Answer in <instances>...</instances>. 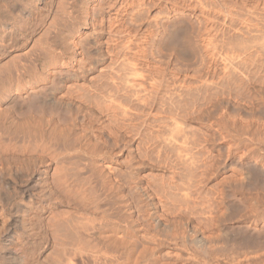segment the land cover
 <instances>
[{
  "label": "bare ground",
  "instance_id": "1",
  "mask_svg": "<svg viewBox=\"0 0 264 264\" xmlns=\"http://www.w3.org/2000/svg\"><path fill=\"white\" fill-rule=\"evenodd\" d=\"M32 1L0 0V30L44 17ZM162 1L65 0L34 48L14 44L0 64V198L14 186L45 212L59 193L83 214L60 211L62 264H264V0H232L229 21L223 0ZM51 164L53 184L70 170L85 181L44 187ZM39 211L21 219L35 240L17 237L21 217L1 222L0 264L42 263Z\"/></svg>",
  "mask_w": 264,
  "mask_h": 264
},
{
  "label": "rangeland",
  "instance_id": "2",
  "mask_svg": "<svg viewBox=\"0 0 264 264\" xmlns=\"http://www.w3.org/2000/svg\"><path fill=\"white\" fill-rule=\"evenodd\" d=\"M60 0H46V2H44L45 4H43L44 6H43V14H41V15H45L44 17L43 16H41V17H37L36 19H34V20H36V21H34V20H32L31 22H29V21H24V20H22V19H18L17 21H15L16 23H14V24H17L16 26L14 25V32H11V34H9V33H7V32H3V31H1V34L2 35H4V36H2L1 34H0V64L2 65L3 63H4V65L5 64H7V63H11V61H12V59H11V61H9V60H7L8 58L10 59V57L15 53H18L17 55H20L19 53H20V50H18V48L17 47H15L16 46V44L17 43H19L20 41H23V39L26 37L27 38V36H28V40L25 38L24 40L27 42V47H28V49H32V48H34V46L36 45V43L37 42H39V37H41L40 39H42L43 38V36H44V31H45V28L47 27V25H48V23L50 22V19H52V13H54L53 15H55L56 14V8L58 9V7L60 8V6H57V5H61V8H62V6H63V3H61V2H64L65 0H63V1H61V2H59ZM221 2H222V0H220ZM223 1H225V3H223V5H222V3L220 2V3H218L219 5L218 6H220V5H222V7L220 6V8L216 5L215 7H214V9H216V7H218L217 9L219 10V12H217L219 15H216L218 18L217 19H223V20H226V21H229L230 20V18H228L227 19V17H231L232 15L230 14L229 15V13L228 12H231L230 10H232L233 11V8H234V10H235V7H233L234 5H233V1L232 0H223ZM232 1V2H231ZM31 2V3H30ZM56 2H58V3H56ZM191 2V1H190ZM218 2H219V0H218ZM27 3H28V5H29V7L31 8V9H33V10H35L36 9V5H33L34 4V2L32 1V0H27ZM46 3H48V6H47V4ZM59 3H61V4H59ZM162 4H161V6H162V8H165V7H167V8H165V9H168L170 6H172V4H170V3H168V2H166L165 0L164 1H162L161 2ZM167 3V4H166ZM172 3V2H171ZM192 3V2H191ZM195 4L197 3L196 1L194 2ZM31 4V5H30ZM57 4V5H56ZM117 4V3H116ZM49 5H50V7H49ZM183 6V7H185L184 9H186L187 11H193V7H191V5H188V3H187V5H185V4H183L182 2H180V6ZM49 7V8H47V7ZM188 6V8H186ZM118 6H116V8H117ZM191 7V8H190ZM47 8V9H46ZM51 8V9H50ZM60 8V9H61ZM222 8V9H221ZM113 9V8H112ZM110 10V11H112V12H107V16H109L108 14H112V15H114L115 13V9L114 10ZM54 10V11H53ZM47 11H50V12H47ZM58 11H59V9H58ZM114 11V12H113ZM198 11H200V10H197V12ZM215 11V10H214ZM213 11V12H214ZM217 11V10H216ZM46 13H48L49 15H48V17H47V14ZM114 13V14H113ZM199 13V12H198ZM200 13H201V11H200ZM216 12H214V14H213V17L215 16V14H217ZM231 13H236L235 11H233V12H231ZM212 14V13H211ZM226 15V16H225ZM229 15V16H228ZM212 16V15H211ZM215 16V17H216ZM226 17V19H224V17ZM212 17V18H213ZM234 18H236L237 16H236V14H234V16H233ZM41 18H44V19H41ZM50 18V19H49ZM40 19V20H39ZM45 19H47V21L45 20ZM232 19V18H231ZM22 20V21H21ZM19 21V22H18ZM41 21V22H40ZM220 21H222V20H220ZM21 22H22V24H25L26 23V25H28L27 27L28 28H26L24 25L22 26L21 25ZM24 22V23H23ZM43 22H44V25H43ZM20 23V24H19ZM29 23V24H28ZM30 25V26H29ZM34 25V26H33ZM229 25V26H228ZM22 26V27H21ZM43 26L44 28H41V27ZM46 26V27H45ZM227 26V27H226ZM33 27V28H32ZM40 27V28H39ZM226 27V28H225ZM225 27H224V25L223 26H221V28L222 29H220V30H224V28L225 29H227L226 31L227 32H230L231 31V33L234 31V32H238V31H235L236 29H234L235 28V26H231L230 24H226L225 25ZM230 27V28H229ZM231 27H234L233 29V31H232V29H231ZM17 28V29H16ZM27 29H29V30H27ZM231 29V30H230ZM33 30H34V32H33ZM37 30V31H36ZM143 31V30H142ZM16 32V33H15ZM36 32V33H35ZM222 32L223 31H221V32H219V35H220V37H218V38H220V39H218L217 41L219 42V43H226V40H228V39H225V38H227V37H229L230 35L231 36H234L233 38L230 36L229 37V39L230 38H232L233 39V41H235V40H238V39H235V35L237 34H235L234 32V34L232 35V34H227L228 36L226 37H224V35L227 33H224L225 32V30H224V32H223V34H222ZM5 33L7 34L6 36H5ZM35 33V34H34ZM8 34H9V36H8ZM19 34H20V36H19ZM28 34V35H27ZM29 34H33V36L32 35H29ZM11 35V36H10ZM14 35V36H13ZM25 35H27V36H25ZM35 35V36H34ZM18 36V37H17ZM32 36V37H31ZM106 36V35H105ZM107 36H109L108 34H107ZM106 36V37H107ZM20 37V39H18ZM24 37V38H23ZM31 39H30V38ZM16 38L18 39V41L16 40ZM23 38V39H22ZM36 38V39H35ZM236 38H239V36H236ZM22 39V40H21ZM35 40V41H34ZM36 40H37V42H36ZM225 40V41H224ZM15 41H17V42H15ZM228 41H230V40H228ZM227 41V42H228ZM232 41V40H231ZM232 41V42H233ZM238 42H239V40H238ZM236 44H237V41L235 42ZM14 44H15V46H14ZM34 44V46L32 47V48H30V46H32ZM226 44H228V43H226ZM230 44H231V42H230ZM229 44V46H227V47H230L231 45ZM237 46V45H236ZM37 47V46H36ZM35 47V48H36ZM233 47V46H232ZM231 48V47H230ZM234 48H236L235 46H234ZM227 49L228 48H225V50L223 51V52H227ZM232 49V48H231ZM230 49V50H231ZM229 50V49H228ZM233 50V49H232ZM232 50L231 51H229L228 53H229V55L230 54H232L231 55V58L232 57H235L236 55H237V52H238V50L237 49H234V50H237V52L236 53H234L235 51L233 50V53L234 54H236V55H233V53H230V52H232ZM9 51H11L10 53H9ZM16 51V52H15ZM222 52V57H223V55H227V53H223ZM4 53V54H3ZM3 54V55H2ZM10 54V56L8 57V55ZM188 55H186V59H188V58H190L191 60H189V62H194V60L196 59V58H194L195 56H192V55H190L189 53H187ZM6 55V56H5ZM218 55V54H217ZM14 56V57H13ZM11 58H15V55H13ZM187 56H189L188 58H187ZM191 56V57H190ZM16 57H19V56H16ZM219 57H220V54H219ZM219 57H218V59H219ZM6 58V59H5ZM216 58H217V56H216ZM8 61V62H4V61ZM220 60V61H219ZM219 60H217L216 59V61H217V64H218V67L220 66V64H222V65H224L223 63H224V61H223V63H221L222 61L221 60H223L222 58H220ZM3 62V63H2ZM1 65H0V68H1ZM3 66V65H2ZM222 68H223V66H222ZM218 77V76H217ZM216 77V78H217ZM85 81V80H84ZM83 81V78H82V80L80 79L79 80V82H81V84H85L87 81H85L84 82ZM83 82V83H82ZM103 104V103H102ZM98 107H96V108H94V109H92V110H94L95 111V113H98L99 111H100V109H98ZM93 111V112H94ZM98 111V112H97ZM109 112V111H108ZM103 113V117L100 115L101 114V111H100V113H98V115H99V117L101 116V118H103V119H105L106 118V114H107V112L104 114V112H102ZM96 116H97V114H95ZM109 115H111L110 113H109ZM109 115L107 114V118H108V120H109ZM106 118V119H107ZM105 119V120H106ZM108 120H106V121H108ZM181 123H183V122H181ZM194 125H196V127L197 126H199V124L198 123H194ZM52 166H51V168H50V176H49V179H50V181H44V184H43V186L45 187H48V185L50 186L49 188L50 189H52V188H55V186L56 187H58V185H61L63 182H64V184H62L63 186L64 185H66L67 186V183H69V185L71 184V182H72V180L71 179H73V182H72V184L71 185H77V175H75L74 174V170H73V172L70 170L69 172H70V175L69 176H67V178L66 177H63V178H66V179H68V181H64L63 180V178L61 179V182H60V184L57 182V184L58 185H55V184H53L54 182L53 181H51V180H53V179H51V177L53 176L52 174H53V172L52 171H54L55 170V167H54V165L55 164H51ZM56 171V170H55ZM54 171V172H55ZM52 172V173H51ZM73 173V174H72ZM83 173H81V177L82 178H80V176L78 175V183H83V181L82 180H80V179H84L83 178V176L85 175V177H86V173H84L83 175H82ZM74 175V176H73ZM71 176V177H70ZM59 177H60V175H59ZM53 178V177H52ZM71 178V179H70ZM76 180H75V179ZM49 179H47V180H49ZM71 181H70V180ZM63 180V181H62ZM84 181H85V179H84ZM45 182H48V183H46L45 184ZM65 182H67L66 184H65ZM50 183H52V184H50ZM76 183V184H75ZM84 184H87L86 185V188L88 187V188H91L92 187V185H90L89 186V183L87 182H85ZM83 184V185H84ZM51 186H53L52 188H51ZM93 187H94V185H93ZM69 188V187H68ZM67 188V189H68ZM66 188L64 187V190H65ZM71 189H72V187H71ZM17 191V192H14V191ZM54 190V189H53ZM63 192H64V190L63 189H61ZM73 190H76V189H72V191ZM92 190H94V191H92ZM3 191H5L6 193H5V195H3L4 194V192H3V194H2V196H3V198L1 197L0 198V227L1 226H3V221H6L8 218H11V216H16V218H20L19 220V223H21V219H22V221H24L25 220V218H26V216L24 217V213H28V217H29V215H37L36 213H38V211H39V209L40 208H38V207H40V203H41V201L39 200L40 199V197L38 196V195H36L35 197H36V199L34 198V200L33 201H29L30 199L28 198V196H26L24 193H21V192H19V190H17V189H15L14 188V186H12V188L11 189H4ZM67 191V190H66ZM69 191H70V188H69ZM87 191V190H86ZM86 191H84V193L86 192ZM89 191V193L88 192H86V196H87V193L88 194H91V195H88L89 197H87V200H88V198H89V201H91V205H96L95 203H98V202H103V198L102 199H100V197H102L103 195H101L100 197H98V195H99V193H98V190H96L95 189V187H94V189L93 188H91V193H90V189L88 190ZM94 192H96V193H94ZM75 195L76 193H71V195ZM83 194V193H82ZM94 194V195H93ZM96 194V195H95ZM59 195V196H58ZM76 195H78V194H76ZM54 196H56L55 198H56V200H55V198L54 199H52V200H50V203H51V205H50V207L51 208H47V210H46V208H44L45 210V212H43V211H39L40 213L39 214H41V221H39L41 224H39V223H35V222H37V220L34 222L35 224H37V227H35V225H34V229L35 230H32V233H33V231L35 232V233H38L37 235H40V239L38 238V236H37V238H36V240L37 241H40L41 240V238H42V241H40L41 243L42 242H45L46 244H45V246L46 247H44L43 245L39 248V246L37 245L38 243L36 242V248L35 247H32V248H35V251L37 250L38 252L35 254L34 253V255H36L35 257L36 258H38L37 260L39 261V260H41L42 261V263L41 264H55L57 261H59V259L61 258L62 259V257H63V259L61 260L60 259V261H63L65 258H67V256H64L65 254L67 255V253H65L67 250H69V248L68 247H72L73 246V241L71 242L70 241V237H69V235H67L69 232H68V230L69 229H71L70 228V223H69V221H67L68 219H67V217H65L66 219H63V221H65L66 220V222H64L63 223V221L62 220H60V217H61V219L63 218L62 216H61V214L62 213H66V214H68L69 215V213L68 212H72V213H74V211L78 214H76L78 217H80L81 216V212H79L78 210L76 211V208L75 207H73V204L72 203H63L62 204V202H63V200H62V202H61V198L60 197H62L59 193H56ZM94 196H97L98 198H94L93 199V197ZM91 197V198H90ZM6 198V199H5ZM57 198L59 199V200H57ZM92 199V200H91ZM100 199V200H99ZM6 200V201H5ZM8 201V202H7ZM54 201H57V202H54ZM59 201V202H58ZM39 202V203H38ZM56 204H54V203ZM61 202V203H60ZM95 202V203H94ZM100 202V203H101ZM18 203V204H17ZM58 203V204H57ZM68 204H70V205H68ZM72 204V205H71ZM103 204V203H102ZM13 205H16V210H13V211H11L12 213H14V215H11L10 214V209L13 207ZM37 205H39V206H37ZM58 205V206H57ZM55 206H57V207H55ZM61 206H62V208H61ZM55 207V208H54ZM72 207V208H71ZM106 207V205H104L103 204V206L100 208V209H103V208H105ZM55 209V211H53L54 209ZM61 208V209H60ZM66 208H67V210H66ZM26 209H29L28 210V212L27 211H25ZM38 209V210H37ZM51 209V211H49ZM59 211H58V210ZM71 209V210H70ZM56 210H57V213H55L56 212ZM24 211V212H23ZM33 212V213H35V214H33V213H30V212ZM54 213H53V212ZM62 213H61V212ZM64 211H66V212H64ZM19 212H20V214H19ZM51 212V213H50ZM59 212V213H58ZM17 213V214H16ZM44 213V214H43ZM57 214H59V220H60V223L59 222H57V221H54V220H57V219H55V217H57L58 218V215L56 216ZM75 214V213H74ZM80 214V215H79ZM11 215V216H10ZM54 215V216H53ZM63 215V214H62ZM83 215V214H82ZM65 216V215H64ZM27 217V218H28ZM34 217V216H33ZM46 217H47V219H46ZM51 217L52 218H54V220L53 219H51ZM82 217V216H81ZM43 218H45V219H43ZM48 218H49V220H48ZM24 219V220H23ZM44 220H45V222H44ZM46 220H48L49 222V224L52 222L51 220H53L54 222H55V225H54V222H52L51 223V226L50 225H48V223H47V221ZM44 222V224H43V222ZM2 222V223H1ZM57 222V223H56ZM47 223V224H46ZM69 224V228H67L65 225H67V224ZM65 224V225H64ZM19 225H21V226H17V227H15V230H16V233L18 232V234L19 235H17V237H19V239H23L24 237H25V239H27V237H28V239H30V238H32V240H35L34 238V234H30V235H27L25 232H24V230H23V226H22V223L21 224H19ZM39 225H41V228H40V226ZM44 225H46V227H47V229H45L46 227L44 226ZM39 226V227H38ZM44 226V227H43ZM59 226V227H58ZM68 229H65V227ZM57 227V228H56ZM64 227V228H63ZM22 228V229H21ZM62 228V229H61ZM40 229V230H39ZM43 229H44V231H43ZM53 230V231H51V230ZM64 229V230H63ZM43 232H42V231ZM55 230V231H54ZM59 230V231H58ZM66 230V231H65ZM42 233H41V232ZM57 231V232H56ZM49 232V233H48ZM51 232H52V234H51ZM55 234H54V233ZM67 232V234H64V233H66ZM29 233H31L30 231H29ZM40 233V234H39ZM44 233V234H43ZM56 233H57V235L60 237V236H62L63 237V235H65V238L62 240V239H60V238H62V237H58L57 235H56ZM71 233V232H70ZM69 233V234H70ZM22 234V235H21ZM25 234V235H24ZM41 234H43V235H41ZM47 234H49V235H47ZM50 234H51V236L54 234V236L56 237H58L59 239H58V241H59V243L61 244L62 243V245H58L59 243H58V241L56 240L57 239V237L55 238V240L53 239V238H49V237H51L50 236ZM61 234V235H60ZM63 234V235H62ZM24 235V236H23ZM27 235V236H26ZM31 235H34V236H31ZM45 235V236H44ZM31 236V237H30ZM41 236H43V237H41ZM46 236H49V237H47V238H45ZM21 237H23V238H21ZM67 237V238H66ZM47 239V240H46ZM52 239V240H51ZM66 239H69L68 241H67V243H65L66 241ZM31 240V239H30ZM49 240H51V241H49ZM63 241V242H61V241ZM56 241H57V243H56ZM65 241V242H64ZM32 242V241H31ZM52 242V243H51ZM54 242L57 244H54ZM72 244V245H69V244ZM54 244V245H53ZM68 244V245H67ZM49 245V246H48ZM51 245V246H50ZM63 245H66V248H67V250L65 251V249L66 248H64V251L62 250L63 248L62 247H65V246H63ZM56 246V247H55ZM60 246H62L61 248H60ZM68 246V247H67ZM43 247V248H42ZM55 247V248H54ZM41 249V250H40ZM61 249V250H60ZM33 250V249H32ZM40 250V251H39ZM60 250V251H59ZM34 251V250H33ZM61 251H62V253H61ZM40 256H39V255ZM60 254V255H59ZM64 254V255H63ZM40 257V258H39ZM47 258V259H46ZM44 259V260H43ZM46 260V261H45ZM49 260V261H48ZM41 261H39V262H41ZM68 261V260H67ZM67 261H66V259H65V263H67ZM64 262H62V263H64ZM58 264H62V263H59V262H57ZM56 263V264H57Z\"/></svg>",
  "mask_w": 264,
  "mask_h": 264
}]
</instances>
